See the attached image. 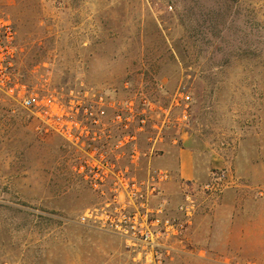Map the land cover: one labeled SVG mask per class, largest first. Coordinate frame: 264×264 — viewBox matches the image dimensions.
Instances as JSON below:
<instances>
[{
	"label": "rangeland",
	"instance_id": "374dc122",
	"mask_svg": "<svg viewBox=\"0 0 264 264\" xmlns=\"http://www.w3.org/2000/svg\"><path fill=\"white\" fill-rule=\"evenodd\" d=\"M0 20L21 95L79 113L139 186L95 189L83 147L0 91V264H264V0H0ZM115 198L178 235L151 256L81 223Z\"/></svg>",
	"mask_w": 264,
	"mask_h": 264
},
{
	"label": "built area",
	"instance_id": "2783aa9c",
	"mask_svg": "<svg viewBox=\"0 0 264 264\" xmlns=\"http://www.w3.org/2000/svg\"><path fill=\"white\" fill-rule=\"evenodd\" d=\"M12 36L11 25L8 21L0 20V91H6L10 94H16L22 104L29 109L36 110V114L41 119L51 121L54 128L62 133L73 145L83 147L84 157L78 168V172L84 175V178L95 188L105 186V182L110 180L113 175L118 185L123 179L129 181L127 187L132 194L134 190L139 191L138 183L134 177L123 178L124 174L120 168L112 166L106 158L105 145L95 144L93 140L88 139L90 132L87 126H80L81 122L76 119L79 113H61V108L56 106L52 100L45 102L37 95H21L18 91V85L12 81L9 75V63L4 54L7 51V44ZM93 113H82V117H88ZM85 122V121H84ZM116 123L121 122V115L117 116ZM103 132V130H101ZM122 142L119 141L115 148L120 149ZM153 180H156L153 178ZM150 183V182H149ZM153 185V183H152ZM145 186V182L141 184ZM146 187V186H145ZM150 186H147L149 189ZM152 190H156L152 187ZM117 192V190H116ZM136 195V194H135ZM143 196V195H141ZM116 197V195L114 196ZM193 206H183L181 211L190 214ZM82 224H99L101 228L117 233L132 242L133 245H143L145 249H151V256L154 252L163 247L161 240L164 236L170 238L178 235L179 223L176 218H172L164 205L155 211L146 210L140 212L137 209H124L118 206V198H115L112 205L101 209H88L81 217Z\"/></svg>",
	"mask_w": 264,
	"mask_h": 264
},
{
	"label": "crops",
	"instance_id": "0c3cea01",
	"mask_svg": "<svg viewBox=\"0 0 264 264\" xmlns=\"http://www.w3.org/2000/svg\"><path fill=\"white\" fill-rule=\"evenodd\" d=\"M182 167H183V173L186 176V178H190L192 175L191 159L184 160Z\"/></svg>",
	"mask_w": 264,
	"mask_h": 264
}]
</instances>
